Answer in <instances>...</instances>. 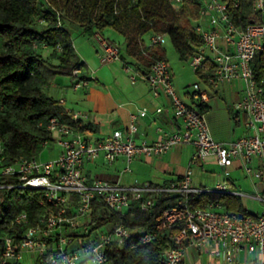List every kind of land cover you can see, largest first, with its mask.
Listing matches in <instances>:
<instances>
[{"label": "built area", "instance_id": "obj_1", "mask_svg": "<svg viewBox=\"0 0 264 264\" xmlns=\"http://www.w3.org/2000/svg\"><path fill=\"white\" fill-rule=\"evenodd\" d=\"M234 5L239 0H232ZM183 0H173L179 7ZM198 2L197 13L190 18L191 30L200 38V43L193 44L190 64L202 74L213 64L214 71L205 79L208 87L215 88L219 83L240 80L243 83L242 97L234 103L236 111L246 115L247 134L229 141L215 140L208 128L198 104L208 99L207 90L198 82L193 84L190 94L192 102L181 99L173 87L172 72L165 59L155 60L147 73L128 62L123 63V70L128 73L132 83L143 80L154 96L164 94L171 106L172 117L177 120L173 130L158 127L155 141L137 142V119L147 114V108H138L130 113L125 131L115 129L110 134L93 138L90 131H79L55 117L47 120L46 128L51 133L50 140H44L41 146L56 141L61 150L56 158L40 161L37 156H18L11 162L4 159V147L0 138V188L27 187L42 192L40 203L51 204L52 209L40 216L38 222L27 227L15 244L13 238L6 236L0 251V262L19 260L23 251L36 254L37 264H115L108 255V246L115 241L122 245L125 240L137 237L138 244L153 240L159 230L170 228L180 223L182 227L176 235V241L188 239L184 246H169L160 253L162 264H181L192 244L198 248L208 241L219 243L225 257L231 259L240 249L264 254V210L252 214H240L225 209L220 202H209L203 207L168 208L159 221L150 227H128L124 224L110 228L107 225L92 228L90 225L91 203L98 195L110 210L124 214L133 201L142 200L141 209L154 204L155 195L169 192L175 195L216 191L230 193L240 197L250 196L264 204V195L248 194L234 190L226 180L217 181L213 187L195 185L192 170L187 166L184 173L168 184L143 182L136 185H123L117 181L91 177L84 167L93 163L102 155L108 161H114L122 155L129 170V162L146 156L167 152L172 147L190 143L194 151L190 164L213 160L226 168L235 161L246 175L264 180V77L258 79L252 67L254 57L264 50V23L250 22L244 28L236 25L230 18L228 0H191ZM252 12L264 13V0H250ZM166 35L152 33L149 45H163ZM101 61L112 62L120 58V49L116 44L102 41ZM75 70L74 72H77ZM86 84L85 80L72 83L77 89ZM61 103L63 100H59ZM161 107L156 112H162ZM71 119H82L81 111H68ZM54 132L58 137H54ZM260 162L253 167L252 160ZM10 176L16 183L1 179ZM27 220L26 213L15 217L16 223ZM260 264H264L261 260Z\"/></svg>", "mask_w": 264, "mask_h": 264}, {"label": "trees", "instance_id": "obj_2", "mask_svg": "<svg viewBox=\"0 0 264 264\" xmlns=\"http://www.w3.org/2000/svg\"><path fill=\"white\" fill-rule=\"evenodd\" d=\"M198 8V2L191 0H183L179 7L174 6L173 0H0V138L5 161L11 162L20 155L37 156L42 141L51 139L46 128L51 117L79 131L93 130L91 123L71 119L63 103L42 90L58 75L69 76L73 82L86 79L84 72L88 67L73 45L72 25L80 26L87 35L107 27L114 29L122 36L127 54L147 73L155 60L167 61V58L164 45H149L145 36L164 33L179 58L187 59L194 51L192 45L200 43V38L191 30L190 20ZM228 8L230 18L243 28L250 22L264 23V13L252 12L250 0H239L237 5L228 0ZM252 67L256 77L262 79L264 50L254 57ZM209 69L214 71L210 62ZM197 106L201 113L208 108L206 104ZM1 180L16 183L10 176ZM41 197L39 189L0 188V251L6 236L17 244L24 230L52 209L51 204L40 203ZM141 201H133L121 214L110 210L96 195L91 203L90 225L92 228L103 225L114 228L119 224L150 227L168 208L203 207L211 201L220 202L230 211L252 214L240 196L216 191L184 195L160 192L155 195L154 204L145 210L141 209ZM23 212L27 220L16 223L15 217ZM181 227L178 223L163 228L153 240L143 244H138L137 237L134 245L131 239L121 246L113 241L108 246V255L115 264H162L163 249L188 244V239L175 240ZM0 264L22 263L9 260ZM31 264H37V259Z\"/></svg>", "mask_w": 264, "mask_h": 264}, {"label": "crops", "instance_id": "obj_3", "mask_svg": "<svg viewBox=\"0 0 264 264\" xmlns=\"http://www.w3.org/2000/svg\"><path fill=\"white\" fill-rule=\"evenodd\" d=\"M102 32H94L90 37L95 40L98 45L100 46L101 42L106 40L113 44H116L113 40L107 38L104 39L100 36ZM149 39V36H147ZM75 50L81 60L85 62L88 67V74L86 75V84L84 86H88L89 83V105L85 109L82 108H75L74 106H70L66 99L58 98L57 100H63V105L68 111H81L84 113L82 121L85 123H91L93 130L90 131L91 134L95 133L96 136L93 138H101L108 134H110L113 130L119 129L125 131L126 127L129 123V115L132 112H135L138 108L146 107L147 114L144 117H139L137 119V132L134 134V139L137 142L140 141H147L152 142L155 141L159 133L157 131L158 127H162L165 130H173L177 125V120L172 117L171 106L168 98L164 94H160L159 96H154L148 88V85L143 80H138L135 83H123L122 80H118L116 72L112 69V62H102L101 57L97 58L96 55H92V48L89 46V42L84 39L78 40V46L73 43ZM117 45V44H116ZM164 45V44H163ZM80 47V50L78 48ZM80 51V52H79ZM123 65V64H122ZM139 68V67H138ZM140 69V68H139ZM124 72V70L122 71ZM209 67L201 74L202 81L205 82V79L208 75H210ZM56 77L55 80H58ZM88 80H92L89 81ZM130 80V79H129ZM129 82V81H128ZM238 82L242 84V91L237 89ZM73 83V79L71 80V84ZM221 86V91L227 92L228 94L234 95V100L232 105H228L227 109L229 112V116L232 119V123L236 124V126L241 125L240 119V111H236L234 109V103L238 101L243 94V83L240 80H234L230 83H219L215 88L209 87L212 89L214 94H218L220 90L218 86ZM82 86V87H84ZM208 93V91H207ZM189 94V93H187ZM214 94L208 93V99L203 103L208 106L207 110L203 113L204 118L205 114L210 109L209 106V99ZM75 96L74 100H80V102L85 101L84 96ZM52 97V96H50ZM190 102H192V98L190 95ZM77 107L79 104L75 102ZM84 107V106H82ZM161 107L163 110L162 112H156V108ZM233 112L231 114V112ZM89 111V114L87 113ZM242 112V111H241ZM243 114V131L236 137H240L242 135L247 134V128L245 126V119L246 115L244 112ZM235 116V117H233ZM233 126V124H232ZM212 137L217 141H229L235 138L225 139L219 134H211ZM186 144V143H185ZM183 144L174 146L172 149L168 150L165 153L154 155V156H144L138 159H133L132 161H137L139 164H145L151 169H154L157 174L162 173L161 176L156 175L152 180L151 177L145 178L141 181L143 182H150L153 184H163L165 182H170L175 180L176 178L180 177L186 167H180L176 163L178 160L179 155L182 154L183 151ZM191 153L189 156V160L191 158ZM143 159V160H142ZM130 161L129 163H131ZM122 162L124 171L127 161L126 158L122 155L118 156L114 161L110 162L111 164ZM202 165V161L200 162ZM96 162L88 163L84 167V171L91 177L106 179L110 181H117V176H112L107 173H100V174H93L94 165ZM253 167H259L260 162L258 159L254 158L252 160ZM129 166V164H128ZM143 166V165H142ZM232 169L241 168L240 163L235 161L233 164L229 166ZM242 169V168H241ZM227 170V168H226ZM228 171V170H227ZM229 173V171H228ZM230 175L223 179L226 180L228 186H230L234 190H239L242 192L247 193L236 187V183L233 178L229 177ZM254 177V176H253ZM255 178V177H254ZM118 182V181H117ZM119 183V182H118ZM194 183V182H193ZM140 184V183H138ZM197 185L196 183H194ZM129 185H136V184H129ZM253 193H259L264 195V180H257L253 182ZM251 198L250 196H245ZM253 199V198H252ZM241 201L243 203V197H241ZM244 204V203H243ZM245 206V205H244ZM247 208V206H245ZM248 209V208H247ZM249 210V209H248ZM261 260H264V254H260L256 251H247L245 249H240L235 255L232 256L231 259H227L225 257V252L223 247L214 241H208L203 247H196L192 244L187 246V252L183 257V261L181 264H260Z\"/></svg>", "mask_w": 264, "mask_h": 264}, {"label": "rangeland", "instance_id": "obj_4", "mask_svg": "<svg viewBox=\"0 0 264 264\" xmlns=\"http://www.w3.org/2000/svg\"><path fill=\"white\" fill-rule=\"evenodd\" d=\"M70 33L73 43L78 46V40L84 39L89 42V46L92 48V55L97 58L101 57L102 49L98 45V43L93 40L90 35L83 33V29L78 25H72L70 27ZM101 37L104 39L113 40L120 49V58L115 59L112 64V69L117 74L118 80H122L123 83H130L128 73L123 71L122 64L124 62H128L134 67H139V65L133 60L131 56L127 54L124 48L123 38L122 36L116 32L114 29L107 27L102 31ZM146 43H149V39L147 36ZM164 47L166 49V58L168 61V65L172 72V82L173 87L177 95L183 99L185 102L190 103V94L193 91V84L198 82L202 89L208 91V93L214 94L211 88H209L204 81L201 79V74H198L196 70L190 64V56L187 59H180L177 51L173 47L168 36L165 38ZM80 50V47L78 48ZM80 52V51H79ZM84 74H88V70L84 72ZM56 77L58 80H53V82L42 88L43 92L47 96H52L54 99L64 98L67 100L66 106L72 104L70 106H74L75 108L85 109L89 105V83L88 86L79 87L74 89L71 84L72 78L69 76L58 75ZM74 81V80H73ZM92 81V80H88ZM129 81V82H128ZM138 81V80H137ZM136 81V82H137ZM218 89L220 92L218 94H214L210 97L208 103L210 109L205 114V120L207 122L209 131L211 134H219L225 139L236 138L243 131V114L240 111V119L241 125L236 126V124L232 123V119L229 116L228 105H232L234 100L233 94H228L227 92L221 91L222 87L219 85ZM237 89L242 91V84L238 82ZM189 93V94H187ZM84 96L85 101L80 102V100H74L75 96ZM77 102L79 106L75 105ZM84 106V107H82ZM89 114V111L87 112ZM233 124V126H232ZM93 136H96L95 133H92ZM54 137H58V133L54 132ZM182 154L179 155L177 161V165L180 167H186L190 165L192 170V179L193 182L197 185H205L207 187H213L217 181H222L227 176L225 175V167L218 165L213 160H205L202 161V165L200 162H194L190 164L189 156L194 151V147L190 143L183 144ZM173 148V147H172ZM171 148V149H172ZM61 150L60 145L54 140L51 141L48 145L42 146L37 158L40 161H48L53 158H56ZM143 160V159H142ZM96 164L94 165L93 174L107 173L112 176H117V181L123 185L129 184H141V181L145 178L151 177L152 180L156 175L161 176L162 173H158L154 170L146 166L145 164H139L137 161H132L129 163V170L123 172V163L117 162L111 164L106 161L102 155H100L96 160ZM143 165V166H142ZM229 171V177L233 178L236 187L246 191L247 193H253V182L255 178L253 176L246 175V173L241 169H232L229 166L227 167ZM243 203L251 212H263L264 204L257 199H252L243 196ZM187 252V251H186ZM36 257V254L33 252L23 251L19 258V261L22 264H31Z\"/></svg>", "mask_w": 264, "mask_h": 264}]
</instances>
